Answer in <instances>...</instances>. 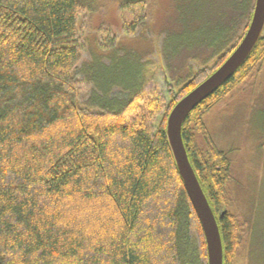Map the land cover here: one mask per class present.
<instances>
[{
	"label": "trees",
	"instance_id": "obj_1",
	"mask_svg": "<svg viewBox=\"0 0 264 264\" xmlns=\"http://www.w3.org/2000/svg\"><path fill=\"white\" fill-rule=\"evenodd\" d=\"M204 1L0 0V264H208L167 121L242 41L256 0H232L212 30L200 25L202 12L190 15ZM116 12L129 41L152 30L165 68L183 73L175 83L184 85L169 102L142 94L151 72L143 57L139 88L95 83L88 68L120 49L115 39L101 45L97 38L84 71L95 91L84 99L85 84L74 78L85 50L81 18L96 21L99 31ZM263 77L264 31L243 65L182 127L218 221L224 264L244 259L250 224L236 210L232 161L208 117L222 104L230 110L242 103ZM115 87L128 96L110 98Z\"/></svg>",
	"mask_w": 264,
	"mask_h": 264
},
{
	"label": "rangeland",
	"instance_id": "obj_2",
	"mask_svg": "<svg viewBox=\"0 0 264 264\" xmlns=\"http://www.w3.org/2000/svg\"><path fill=\"white\" fill-rule=\"evenodd\" d=\"M231 4L232 0H206L200 11L198 9L193 12L191 9L190 15L202 12L199 14L200 25L207 23L205 24L207 28L212 30L220 27L221 14L223 16L224 13L227 14L229 12L227 8ZM122 14L124 15V12ZM120 17L121 13H114L108 22L101 24L102 29L99 31H97L96 21L92 22L86 16L81 18V36L85 50L74 78L85 84L84 99L88 98L90 92L95 91L94 84L87 78L84 71L87 63L91 62L87 47L89 44L94 45L93 38H97L101 45L106 42L109 44L112 39H115L117 44H120V49L116 52L109 51L107 60L95 62L88 68V76L95 83L108 87L114 83L122 88H139L142 84L140 58L143 57L151 72L142 85V94L156 92L169 102L171 93L176 94L184 85V82L179 85L175 83V78L183 77V73L177 70L169 72L165 68L162 58L156 55V50L161 47L162 41L160 39L156 44L152 42L154 39L152 30L144 33L138 30L134 36L135 41L133 42L132 39L129 41L124 22ZM155 29L159 31V24L155 26ZM190 65L193 71L200 70L194 61ZM208 65L211 68L215 62L211 61ZM118 95L122 98L128 96L123 89L115 87L111 91L110 98ZM208 123L217 145L228 154L232 161L236 210L250 224L248 248L240 264H264V151L261 147L264 139V77L242 103L230 110H228V104L219 106L208 117Z\"/></svg>",
	"mask_w": 264,
	"mask_h": 264
},
{
	"label": "water",
	"instance_id": "obj_3",
	"mask_svg": "<svg viewBox=\"0 0 264 264\" xmlns=\"http://www.w3.org/2000/svg\"><path fill=\"white\" fill-rule=\"evenodd\" d=\"M263 31L264 0H256L250 26L242 41L220 68L176 104L167 121L169 146L204 232L208 264H224L223 243L217 218L189 161L182 138V127L188 116L243 65L258 43Z\"/></svg>",
	"mask_w": 264,
	"mask_h": 264
}]
</instances>
